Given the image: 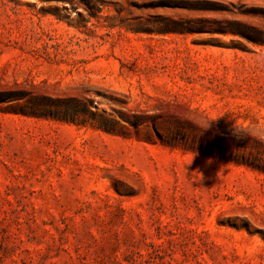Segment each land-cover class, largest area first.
I'll use <instances>...</instances> for the list:
<instances>
[{"label":"rangeland","instance_id":"rangeland-1","mask_svg":"<svg viewBox=\"0 0 264 264\" xmlns=\"http://www.w3.org/2000/svg\"><path fill=\"white\" fill-rule=\"evenodd\" d=\"M262 132L264 0H0V264H264Z\"/></svg>","mask_w":264,"mask_h":264},{"label":"trees","instance_id":"trees-1","mask_svg":"<svg viewBox=\"0 0 264 264\" xmlns=\"http://www.w3.org/2000/svg\"><path fill=\"white\" fill-rule=\"evenodd\" d=\"M177 30H183V29H177ZM57 101L61 102L63 100L59 99ZM54 112L61 113V116H64L65 118L68 117L71 120H75L76 118H79L81 113H85L86 110L85 109L84 110L83 109H78V108H75L73 106H69L67 108H64V107L63 108L62 107L55 108ZM92 119H94V118H92ZM85 120H87V119H85ZM102 124H103V122L99 120V125L101 126ZM104 128H108V127L105 125Z\"/></svg>","mask_w":264,"mask_h":264},{"label":"clouds","instance_id":"clouds-1","mask_svg":"<svg viewBox=\"0 0 264 264\" xmlns=\"http://www.w3.org/2000/svg\"><path fill=\"white\" fill-rule=\"evenodd\" d=\"M258 131H260V130H258ZM237 138H239V137H237ZM256 138L261 140L262 142H264V132H262L261 134L257 135Z\"/></svg>","mask_w":264,"mask_h":264}]
</instances>
